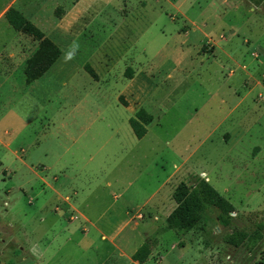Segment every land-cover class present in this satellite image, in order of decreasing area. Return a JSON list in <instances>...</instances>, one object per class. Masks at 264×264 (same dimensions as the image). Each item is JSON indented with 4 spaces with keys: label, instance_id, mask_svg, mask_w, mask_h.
<instances>
[{
    "label": "rangeland",
    "instance_id": "rangeland-1",
    "mask_svg": "<svg viewBox=\"0 0 264 264\" xmlns=\"http://www.w3.org/2000/svg\"><path fill=\"white\" fill-rule=\"evenodd\" d=\"M67 1L61 4L68 18L49 34L61 51L53 72L58 99L46 107L48 120L38 116L32 131L17 132L13 145L21 142L28 161L47 162L42 152L49 150L51 158L59 153L66 126L93 120L91 130L118 125L113 140L125 142L134 139L127 118L143 108L152 120L140 142L155 140L153 162L149 156L134 164L143 174L124 196L141 200L174 172L153 200L168 201L175 185L200 176L234 208L224 227L209 207L192 229L198 237L192 249L184 243L170 249L184 236L167 229L164 216H145L160 227L159 251L170 250L159 264H264V227L252 244L224 241L229 228L251 232L255 223H264V0ZM31 137L37 138L35 146H24ZM10 159L0 164V264H131L90 232L73 233L79 220L66 229L61 211L40 210L41 191L32 179L25 184L22 165L17 176L8 175ZM93 170L97 179L110 172ZM21 183L24 192L15 189ZM29 197H36L35 208L27 204ZM127 209L153 212L151 202L122 211ZM124 220L116 243L128 250L137 247L146 227ZM137 264L154 263L149 258Z\"/></svg>",
    "mask_w": 264,
    "mask_h": 264
},
{
    "label": "crops",
    "instance_id": "crops-1",
    "mask_svg": "<svg viewBox=\"0 0 264 264\" xmlns=\"http://www.w3.org/2000/svg\"><path fill=\"white\" fill-rule=\"evenodd\" d=\"M62 1L0 0V147H2L0 149L2 152L0 164H4L7 156H11L9 176H17L23 166L27 175L25 184L34 180L39 192L41 191L40 210L61 211L65 218L66 225L64 227L66 229L73 220L77 219L80 222L78 226L72 225L75 228L73 233L79 232L81 237H86L90 232L97 241L106 243L112 251H116L131 264H137V261L143 263L149 258L154 264H159L168 258L170 250L167 249L164 253L159 251V238L157 237V232L160 230L158 229L159 225L148 222L145 220V216L150 218L151 215L152 220L158 221L161 215L164 216L165 222L166 216L175 206L171 193L168 201L163 198L155 200L152 198L155 197L159 188L167 183L174 172L167 174L161 182H158L154 188L143 195L141 200L130 198L129 200L124 196L126 186L143 174L137 170L134 164L142 163L143 158L149 156L153 162L154 147L152 143L155 140L147 142L146 146L140 142L148 128L145 127L146 131L140 138L128 137L125 142H121L119 139L113 140L112 132H117L118 125L113 128L111 124L103 123L100 125V129L91 130L94 120L83 125L69 124L65 130L71 129L74 133L61 131L64 139L60 145L59 153L51 158L49 150L42 152V157L46 158L47 162L40 159L34 162L28 161L26 153H22V147L19 146L21 142L13 145L14 139L18 133L20 134V131L30 130V128L32 131L34 119L41 115H44V119L49 114L46 110L49 101L51 102L52 98L58 99V75L53 72L60 61L61 51L38 78L30 84H26L23 71L25 61L36 50L38 41L31 35L13 29L5 19L4 12L9 7L16 9L25 19L34 24L44 37L59 48L55 37L51 38L49 34L62 26L65 16L68 18L67 11H63L67 7L61 4ZM59 6H63V8L59 9V15H55L54 10ZM61 84L60 80V86ZM128 104L125 102L123 105L128 108ZM138 109H134L133 112L135 113ZM150 122L145 126H149ZM26 141L29 142L24 146L31 144L30 148H33L35 146L33 142L35 143L37 138H34L33 141L31 137ZM105 167H108L110 172L105 176L100 175L97 179L98 172L96 174L93 169L98 170ZM200 173L204 175L205 172L200 171ZM21 185L22 183L15 184V189L24 192ZM35 200L36 197H29L27 204L34 207L32 202ZM150 202L153 209L151 214L149 212L141 213L139 209L137 212H131L128 209L122 211L125 206L143 207ZM110 210L115 213L109 214ZM91 211L95 212L91 213ZM63 217H61L62 220ZM125 217L128 221L139 220L142 222V226L146 227L140 233L141 239L137 247L128 250H124L116 243L118 232L122 227H118L121 219H125L122 224L128 223ZM136 226V221H134L131 229ZM192 229L186 232L175 231L184 237L183 239L179 238L177 244L172 242L169 248L174 249L177 246L180 249L184 247L182 245L184 243L192 249V244L196 245L198 241V237L192 233ZM125 242H122V246H125ZM144 243H146V249L138 258L133 257L136 250ZM198 254L200 256L199 250ZM180 255L181 252H178L179 259L182 258Z\"/></svg>",
    "mask_w": 264,
    "mask_h": 264
},
{
    "label": "trees",
    "instance_id": "trees-1",
    "mask_svg": "<svg viewBox=\"0 0 264 264\" xmlns=\"http://www.w3.org/2000/svg\"><path fill=\"white\" fill-rule=\"evenodd\" d=\"M59 9L55 8V15H59ZM4 17L13 29L31 35L38 41L36 50L26 59L23 70L25 83L30 84L59 56L60 50L16 9L7 8ZM84 68L92 77L96 78L91 67L84 65ZM150 121L151 116L143 108H139L133 117L128 118L129 127L136 138L143 136L146 131L145 125ZM171 198L175 206L166 216L165 222L167 228L176 232H186L193 228L205 216L209 207L216 211L214 218L222 226H228L232 219L230 212L234 208L231 203L203 177L195 176L191 177L187 183L179 182L173 188ZM263 227V222H257L251 232L229 228L224 235V241L234 247L243 243L252 244L262 237L260 230ZM145 249L146 243L136 250L133 257L138 258Z\"/></svg>",
    "mask_w": 264,
    "mask_h": 264
},
{
    "label": "clouds",
    "instance_id": "clouds-1",
    "mask_svg": "<svg viewBox=\"0 0 264 264\" xmlns=\"http://www.w3.org/2000/svg\"><path fill=\"white\" fill-rule=\"evenodd\" d=\"M69 58H70V56H69Z\"/></svg>",
    "mask_w": 264,
    "mask_h": 264
}]
</instances>
